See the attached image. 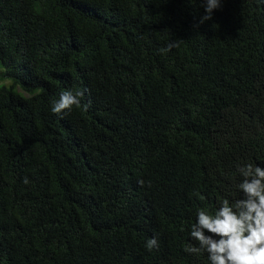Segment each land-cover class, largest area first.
<instances>
[{
  "label": "trees",
  "instance_id": "trees-1",
  "mask_svg": "<svg viewBox=\"0 0 264 264\" xmlns=\"http://www.w3.org/2000/svg\"><path fill=\"white\" fill-rule=\"evenodd\" d=\"M204 15L0 0V264H210L184 251L197 212L264 167V0ZM64 91L84 95L57 115Z\"/></svg>",
  "mask_w": 264,
  "mask_h": 264
},
{
  "label": "clouds",
  "instance_id": "clouds-1",
  "mask_svg": "<svg viewBox=\"0 0 264 264\" xmlns=\"http://www.w3.org/2000/svg\"><path fill=\"white\" fill-rule=\"evenodd\" d=\"M221 3L222 0H205L206 15L200 22L211 19L213 10ZM174 46L169 44L167 50ZM83 95L84 91H64L53 102L51 111L57 115L69 113L73 106H80ZM84 107L86 110L87 105ZM237 171L242 177L238 188L244 198L234 204L224 200L214 213L199 210L190 230L191 238L199 246L184 249L191 254L206 252L210 264H264V167L246 164ZM23 182L28 183V179L25 177ZM145 247L149 251L158 249V240H147Z\"/></svg>",
  "mask_w": 264,
  "mask_h": 264
},
{
  "label": "rangeland",
  "instance_id": "rangeland-1",
  "mask_svg": "<svg viewBox=\"0 0 264 264\" xmlns=\"http://www.w3.org/2000/svg\"><path fill=\"white\" fill-rule=\"evenodd\" d=\"M1 71H2V68L0 67V72ZM9 83H10L9 79H0V87L2 85L7 86V85H9Z\"/></svg>",
  "mask_w": 264,
  "mask_h": 264
}]
</instances>
